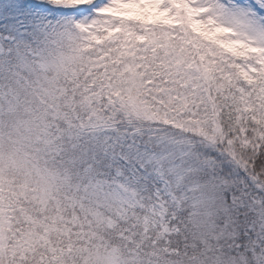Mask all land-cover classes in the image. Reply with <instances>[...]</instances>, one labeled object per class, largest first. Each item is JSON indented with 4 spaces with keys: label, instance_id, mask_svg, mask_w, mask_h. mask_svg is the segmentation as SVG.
<instances>
[{
    "label": "snow or ice",
    "instance_id": "1",
    "mask_svg": "<svg viewBox=\"0 0 264 264\" xmlns=\"http://www.w3.org/2000/svg\"><path fill=\"white\" fill-rule=\"evenodd\" d=\"M0 264H264V0H0Z\"/></svg>",
    "mask_w": 264,
    "mask_h": 264
}]
</instances>
